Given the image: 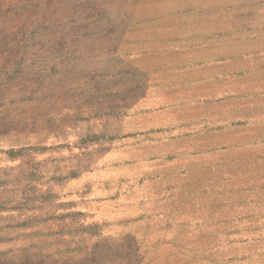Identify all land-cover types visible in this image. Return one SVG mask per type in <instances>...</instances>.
<instances>
[{
  "label": "rangeland",
  "instance_id": "374dc122",
  "mask_svg": "<svg viewBox=\"0 0 264 264\" xmlns=\"http://www.w3.org/2000/svg\"><path fill=\"white\" fill-rule=\"evenodd\" d=\"M0 264H264V0H0Z\"/></svg>",
  "mask_w": 264,
  "mask_h": 264
}]
</instances>
